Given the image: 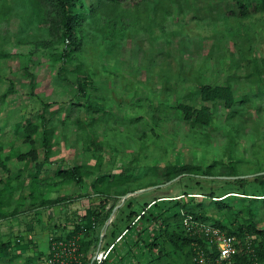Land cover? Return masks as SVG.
<instances>
[{"label":"rangeland","instance_id":"1","mask_svg":"<svg viewBox=\"0 0 264 264\" xmlns=\"http://www.w3.org/2000/svg\"><path fill=\"white\" fill-rule=\"evenodd\" d=\"M76 1L82 13L76 32L83 45L69 69L81 64V72L64 81L51 59L60 50L51 45L55 10H40L31 0H0V162L5 166L0 165V190L8 186L4 210L16 213L0 219V244L9 246L7 256L0 253V264L42 262L51 244L74 234L85 224L86 210L98 202L75 198L92 195L93 185L108 189L112 176L122 184L115 183L111 192L133 189L127 194L136 195L156 188L155 194L178 196L184 189L174 185L178 178L163 183L166 166H212L216 179H232L221 176L230 164L236 167L234 179L264 173V12L222 20L236 14L232 0H140L115 11L106 1ZM38 41L47 46L35 49ZM79 78L88 84L86 93L76 88ZM203 85L228 86L234 106L203 101ZM179 104L209 107L210 123L186 120ZM42 114L50 140L45 161L42 134L36 136L43 168L35 185L43 200L66 196L69 201L36 211L29 195L35 163L16 155L29 151L25 128L39 124ZM71 166L81 168L83 184L62 183L55 175ZM212 186L229 190L219 182ZM191 197L193 205L202 202ZM250 198H221L232 211L203 206L225 226L236 227L240 221L233 214ZM253 198L255 222L264 228L262 197ZM107 229H95L99 241L89 246L91 259L112 248H105ZM77 236L91 239L82 232ZM124 256L111 263L129 264Z\"/></svg>","mask_w":264,"mask_h":264},{"label":"trees","instance_id":"2","mask_svg":"<svg viewBox=\"0 0 264 264\" xmlns=\"http://www.w3.org/2000/svg\"><path fill=\"white\" fill-rule=\"evenodd\" d=\"M41 10L51 6L55 10V19L51 20L52 40L51 45H60L58 53L53 54L51 59L54 63H58L57 75L61 80L68 81L70 73L76 74L81 72V64H77L73 70L69 69L72 66V61L76 57V53L81 49L82 37L77 35L76 26L80 6L76 0H31ZM106 1L113 8L121 7L128 2H137L140 0H101ZM236 7V14L230 17H224L222 20L235 18L237 20L247 19L264 12V0H232ZM8 13V12H7ZM79 13V14H78ZM121 25V22H120ZM19 35L22 30L19 28ZM43 41L35 43V49L46 47ZM88 84L85 79L76 81V88L79 93H86ZM33 88V85H32ZM200 95L203 101H217L224 103L227 109L234 106L235 98L232 90L226 86L203 85L200 87ZM87 106H92L90 101ZM98 107V105H96ZM178 109L183 113L186 120H192L195 124L206 126L212 119V112L209 107L201 106L195 108L185 104H179ZM40 123L30 122L25 130V139L29 143V151L16 155L17 160H29L35 163V173L32 176L30 183L29 195L32 199L34 210L49 208L56 204L68 202V197L62 196L55 199L43 200L39 189L36 187L37 174L42 170L43 164L38 162V151L35 147L36 136L42 134V147L44 149V160H48V145L50 140V131L44 123L45 117L42 114ZM41 126V127H39ZM33 136L35 138H33ZM0 165L5 169L3 163ZM229 172L221 174V176L235 177L236 167L233 164L229 165ZM165 178L163 183L173 181L181 184L184 189L178 196H162L155 194L158 191L156 188L148 192H140L136 195H130L128 198L121 200L127 193H133V189H123L117 192H111L112 186L115 183L122 184L119 176H112L108 189H102L93 185V194H83L75 198H92L97 199L91 208H88L82 217L85 224L80 223L74 234H69L67 238L77 237V234L82 232L86 237H91L90 240H78L82 255L81 264H97L92 261L89 246L94 243L95 247L98 244L99 236L94 232L96 228L107 226V232L104 239H108L105 248L113 245L108 255L99 264H112L113 257L121 260L124 255V260L131 264H196V251L202 250L208 253L207 240L204 236L194 233L184 224V216H192L198 222L210 224L227 235L234 236L238 241V254L233 258L232 264H264V228L257 226L255 222V212L253 197L261 198V208L264 211V173H258L253 178H232L219 179L211 178L213 176V167H203L199 165H171L166 166ZM55 175L62 183H74L81 185L82 171L78 166H71L66 169L58 168ZM222 183L224 187H229V190H219L218 187L212 186L214 183ZM9 185V184H8ZM8 186H4L0 190V219L13 217L16 213L8 214L5 211L6 191ZM230 194L240 196H251L246 204L236 209L233 214L234 220L240 221L236 227L225 226L221 220L216 218V213H209L204 208V203L215 205L218 212L232 211L230 206L222 203L221 198L227 197ZM170 195V194H169ZM200 196L202 202H197L193 205V197ZM11 196V194H10ZM40 199V204H35ZM123 199V198H122ZM238 199V198H237ZM8 200V199H7ZM257 200V199H256ZM72 201V200H71ZM192 203V204H191ZM35 204V205H34ZM116 208L115 211H113ZM153 214V215H152ZM152 219H150V217ZM112 221L107 224L109 218ZM155 222L151 228V223ZM123 233V234H122ZM134 235L131 241L128 239ZM61 238V237H60ZM59 239V238H56ZM118 239V241H116ZM115 242V243H114ZM114 243V244H112ZM132 244V245H130ZM129 245V246H128ZM129 250L131 253H129ZM141 250V253L137 252ZM0 253L7 256L9 253L8 244H0ZM138 254L137 257L135 255ZM116 264V263H114ZM118 264H123L118 262Z\"/></svg>","mask_w":264,"mask_h":264},{"label":"built area","instance_id":"3","mask_svg":"<svg viewBox=\"0 0 264 264\" xmlns=\"http://www.w3.org/2000/svg\"><path fill=\"white\" fill-rule=\"evenodd\" d=\"M184 224L194 233L204 236L207 240L208 253L202 250L196 251V264H232L233 258L238 254V241L234 236L225 234L210 224L198 222L192 216H184ZM77 237H71L62 241H54L51 244L49 255L39 264H77L81 262L82 255ZM107 252H98L94 261L99 264L105 259Z\"/></svg>","mask_w":264,"mask_h":264},{"label":"water","instance_id":"4","mask_svg":"<svg viewBox=\"0 0 264 264\" xmlns=\"http://www.w3.org/2000/svg\"><path fill=\"white\" fill-rule=\"evenodd\" d=\"M228 178H233V177H228ZM151 188H153V187H151ZM143 190H139V191H137V192H135V193H140V192H142ZM134 193V194H135ZM131 194H126V195H124L122 198H123V200L124 199H126L127 197H129ZM116 210V208L113 210V211H115ZM109 222H110V220H109ZM94 260V258L92 259V261Z\"/></svg>","mask_w":264,"mask_h":264}]
</instances>
